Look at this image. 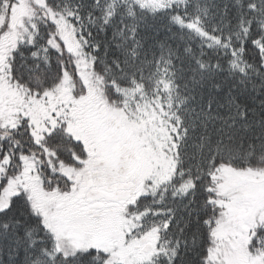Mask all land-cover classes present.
Segmentation results:
<instances>
[{
	"label": "snow or ice",
	"instance_id": "snow-or-ice-1",
	"mask_svg": "<svg viewBox=\"0 0 264 264\" xmlns=\"http://www.w3.org/2000/svg\"><path fill=\"white\" fill-rule=\"evenodd\" d=\"M0 264H264V0H0Z\"/></svg>",
	"mask_w": 264,
	"mask_h": 264
}]
</instances>
